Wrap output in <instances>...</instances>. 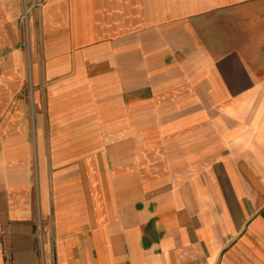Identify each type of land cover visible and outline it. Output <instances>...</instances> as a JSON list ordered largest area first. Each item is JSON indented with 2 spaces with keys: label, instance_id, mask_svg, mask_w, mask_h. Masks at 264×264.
<instances>
[{
  "label": "crops",
  "instance_id": "1",
  "mask_svg": "<svg viewBox=\"0 0 264 264\" xmlns=\"http://www.w3.org/2000/svg\"><path fill=\"white\" fill-rule=\"evenodd\" d=\"M0 264H264V0H0Z\"/></svg>",
  "mask_w": 264,
  "mask_h": 264
},
{
  "label": "rangeland",
  "instance_id": "2",
  "mask_svg": "<svg viewBox=\"0 0 264 264\" xmlns=\"http://www.w3.org/2000/svg\"><path fill=\"white\" fill-rule=\"evenodd\" d=\"M24 25H25V31L27 32V19H26V16L24 15Z\"/></svg>",
  "mask_w": 264,
  "mask_h": 264
}]
</instances>
